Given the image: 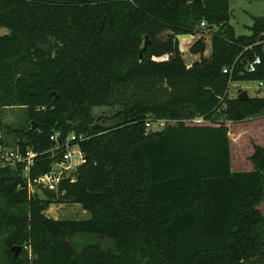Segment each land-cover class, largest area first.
Here are the masks:
<instances>
[{
	"label": "trees",
	"instance_id": "trees-1",
	"mask_svg": "<svg viewBox=\"0 0 264 264\" xmlns=\"http://www.w3.org/2000/svg\"><path fill=\"white\" fill-rule=\"evenodd\" d=\"M247 28L235 33L228 0H0V108L28 118L3 131L38 151L32 175L71 135L84 158L43 197L0 169V264H264V147L232 171L226 126L264 110V91L229 95L232 82L264 80V12ZM199 118L210 124H185ZM155 119L174 123L147 129ZM54 202L89 218L51 219Z\"/></svg>",
	"mask_w": 264,
	"mask_h": 264
},
{
	"label": "rangeland",
	"instance_id": "rangeland-1",
	"mask_svg": "<svg viewBox=\"0 0 264 264\" xmlns=\"http://www.w3.org/2000/svg\"><path fill=\"white\" fill-rule=\"evenodd\" d=\"M229 23L234 27L236 34H250L247 28L253 22V17L261 16L264 12V0H228ZM3 29H0V32ZM245 90L249 97L262 96V90H257L256 80H244L232 82L229 85V95L236 96L238 91ZM93 115L106 118L105 123L112 124L114 119V109L108 107L93 108ZM28 124L26 108L23 106L0 108V129L5 126L13 129H23ZM188 125L210 124L208 121L196 120L186 121ZM230 132L231 156L234 170L244 171L254 167L251 156L255 147H264V110L258 115L252 116L244 121L227 122ZM5 133V132H4ZM17 134L10 133L7 137L14 142ZM37 196L43 197V193L36 191ZM259 210L264 214V194L263 199L258 205ZM44 214L51 219L58 220H86L89 212L79 203H51L44 211ZM2 238L0 235V259Z\"/></svg>",
	"mask_w": 264,
	"mask_h": 264
},
{
	"label": "built area",
	"instance_id": "built-area-1",
	"mask_svg": "<svg viewBox=\"0 0 264 264\" xmlns=\"http://www.w3.org/2000/svg\"><path fill=\"white\" fill-rule=\"evenodd\" d=\"M204 26V22H201ZM261 63L260 57L256 56L253 60L249 61L245 69L249 72L256 70ZM223 72H227L223 69ZM257 81V90L264 91V80ZM197 122L202 121V118L194 119ZM173 120L155 119L146 122L147 129L159 130L168 124H173ZM59 133L54 132L50 139L56 141L59 139ZM84 137L80 135L79 140ZM74 135L66 137L63 148L64 151L60 160L52 162L47 171L40 174L32 175L30 173L31 167L35 163L38 156V151L33 150L31 147L26 146L22 148L18 144L12 142L2 129H0V169L13 168L19 175V182L17 188L25 189L27 193L34 194L36 191L44 192L51 191L57 192L59 184L62 180H74V172L79 164L84 161L82 152Z\"/></svg>",
	"mask_w": 264,
	"mask_h": 264
},
{
	"label": "water",
	"instance_id": "water-1",
	"mask_svg": "<svg viewBox=\"0 0 264 264\" xmlns=\"http://www.w3.org/2000/svg\"><path fill=\"white\" fill-rule=\"evenodd\" d=\"M263 39H264V35H261L259 40H263ZM147 43H148V36L145 35L144 36V43H143V47H142L143 49H145ZM236 97L241 99V100H248L250 98L245 90H241L237 94ZM257 168L264 174V150L262 151V153L259 156V159L257 162ZM11 250L14 253V255H16L19 251V247L13 246V247H11Z\"/></svg>",
	"mask_w": 264,
	"mask_h": 264
},
{
	"label": "crops",
	"instance_id": "crops-1",
	"mask_svg": "<svg viewBox=\"0 0 264 264\" xmlns=\"http://www.w3.org/2000/svg\"><path fill=\"white\" fill-rule=\"evenodd\" d=\"M1 32H3V31H1ZM226 126L228 127L227 124H226ZM228 136H229V139L231 140L229 129H228ZM230 155H231V142H230ZM231 159H232V156H231ZM231 170H232V171H238V170H234V169H233L232 161H231Z\"/></svg>",
	"mask_w": 264,
	"mask_h": 264
}]
</instances>
